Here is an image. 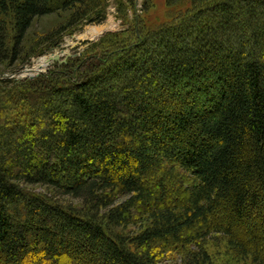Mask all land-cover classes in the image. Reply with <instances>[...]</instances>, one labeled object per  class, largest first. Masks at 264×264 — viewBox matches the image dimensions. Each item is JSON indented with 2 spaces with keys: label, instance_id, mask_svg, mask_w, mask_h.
<instances>
[{
  "label": "trees",
  "instance_id": "1",
  "mask_svg": "<svg viewBox=\"0 0 264 264\" xmlns=\"http://www.w3.org/2000/svg\"><path fill=\"white\" fill-rule=\"evenodd\" d=\"M167 3L133 40L0 80V264H211L213 234L264 264V0ZM107 5L0 0V64L37 19Z\"/></svg>",
  "mask_w": 264,
  "mask_h": 264
},
{
  "label": "rangeland",
  "instance_id": "2",
  "mask_svg": "<svg viewBox=\"0 0 264 264\" xmlns=\"http://www.w3.org/2000/svg\"><path fill=\"white\" fill-rule=\"evenodd\" d=\"M106 3V19L102 22L87 19L70 25V13L67 11H56L37 19L25 39V56L12 67L0 64V80H22L46 74L58 65L60 67L57 61H50L52 54L61 55L63 60L68 54H71L70 57L83 54L89 45L101 52L109 46L107 32H122L133 40L136 36L131 30L137 25L136 18L139 17L143 24L156 25L167 22L175 13L167 0H106ZM100 25H105L107 29L95 35L87 33L89 28H100ZM127 28L131 30L124 31ZM35 71L39 73L21 76ZM205 246L211 256V264H253L249 259H236L221 235H211Z\"/></svg>",
  "mask_w": 264,
  "mask_h": 264
},
{
  "label": "water",
  "instance_id": "3",
  "mask_svg": "<svg viewBox=\"0 0 264 264\" xmlns=\"http://www.w3.org/2000/svg\"><path fill=\"white\" fill-rule=\"evenodd\" d=\"M107 25V24H106ZM101 27H103V31H105L107 28L105 27V25H100ZM71 54H68L65 56V58L63 60H61V55L59 54H52L51 55V58H50V61L51 62H58L60 65L63 63V62H66L67 58L70 57ZM30 76H34L33 74H31Z\"/></svg>",
  "mask_w": 264,
  "mask_h": 264
},
{
  "label": "bare ground",
  "instance_id": "4",
  "mask_svg": "<svg viewBox=\"0 0 264 264\" xmlns=\"http://www.w3.org/2000/svg\"><path fill=\"white\" fill-rule=\"evenodd\" d=\"M106 27V26H105ZM103 30V28H99V27H94V28H89L88 30H87V33H92V35H95V34H98V33H100L101 31ZM34 70V69H33ZM30 71V70H29ZM42 72V71H41ZM35 73H39V72H31V73H29V74H26V75H23V74H21V76L23 77V76H27V75H31V74H35Z\"/></svg>",
  "mask_w": 264,
  "mask_h": 264
}]
</instances>
